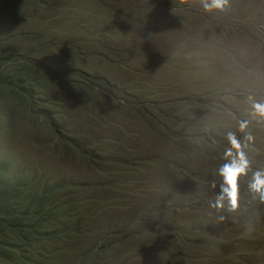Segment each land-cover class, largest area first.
<instances>
[{
  "label": "rangeland",
  "instance_id": "rangeland-1",
  "mask_svg": "<svg viewBox=\"0 0 264 264\" xmlns=\"http://www.w3.org/2000/svg\"><path fill=\"white\" fill-rule=\"evenodd\" d=\"M0 53L18 80L9 90L31 91L0 101V159L10 175L68 182L62 197L86 225L0 264H264L251 172L237 211L210 208L229 133L264 168L248 99L264 101V0L223 12L200 0H0Z\"/></svg>",
  "mask_w": 264,
  "mask_h": 264
},
{
  "label": "trees",
  "instance_id": "trees-1",
  "mask_svg": "<svg viewBox=\"0 0 264 264\" xmlns=\"http://www.w3.org/2000/svg\"><path fill=\"white\" fill-rule=\"evenodd\" d=\"M7 63L6 55L0 53V101L8 92L26 100L30 90L22 95L9 90L11 87L7 84L16 85L18 80L7 76ZM21 87L26 88V84L22 83ZM133 101L141 103L142 100L138 98ZM143 103L148 107L151 105L149 102ZM119 108L124 109L121 106ZM59 133L63 135V130ZM9 165L7 160L0 159V261L14 260L16 257L21 259L23 250L42 240L63 242L82 235L86 229L85 222L70 209L68 197H62L68 182L31 180L19 171L10 175ZM178 206L185 208L181 202ZM12 245L14 247H10Z\"/></svg>",
  "mask_w": 264,
  "mask_h": 264
},
{
  "label": "clouds",
  "instance_id": "clouds-1",
  "mask_svg": "<svg viewBox=\"0 0 264 264\" xmlns=\"http://www.w3.org/2000/svg\"><path fill=\"white\" fill-rule=\"evenodd\" d=\"M200 4L206 12H223L230 7V0H200ZM248 99L251 108V118L264 123V101H258L253 97ZM248 125L249 121L241 122L239 125L240 130L244 131L248 128ZM245 139L251 142L254 137L248 134ZM227 140L231 148L226 153V162L218 169V174L223 179V185L215 200L210 202V208L218 212H235L238 210L240 206L239 181L242 177H248L250 172L248 189L254 199L258 198L261 202H264V168L251 169V162L244 151L248 144H242L235 134L229 133ZM174 205L181 213L183 208H180L177 202ZM219 219L223 220L224 216L221 215ZM116 238L119 242V247L124 246L125 240L119 234H116Z\"/></svg>",
  "mask_w": 264,
  "mask_h": 264
}]
</instances>
